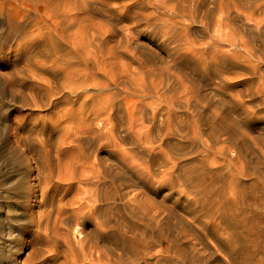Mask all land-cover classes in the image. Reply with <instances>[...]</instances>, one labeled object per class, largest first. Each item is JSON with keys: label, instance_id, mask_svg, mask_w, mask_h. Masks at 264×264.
Masks as SVG:
<instances>
[{"label": "rangeland", "instance_id": "obj_1", "mask_svg": "<svg viewBox=\"0 0 264 264\" xmlns=\"http://www.w3.org/2000/svg\"><path fill=\"white\" fill-rule=\"evenodd\" d=\"M54 1L57 5L54 4L53 9L56 8V10L51 11L52 18L50 25L52 27L49 25L48 28L44 29V27H42L44 25L38 23L44 30L36 23L38 22L37 15L33 12L34 7L32 6L33 4H29L30 2L24 3L20 1L17 2L15 6L14 15L19 25L18 36H11L7 26L6 16L3 20H0V264H27L28 262L31 264L33 261L32 264H37L38 261V264H42L41 258L43 255L41 256L39 254H44L42 250L45 248V242L42 241V237H40L41 232L37 230L35 227L36 223L34 222V220L36 221L37 219V214H34L36 213V204L32 196L37 186L35 182H38V180L35 176L36 170L31 159L33 157L37 158L35 155H38V149L40 150L41 147L42 149L44 146L46 149L48 147L50 151V148H52L51 145L53 148L50 152L56 157L55 147H57L60 142H65V140L67 141V145L64 146L63 144L62 146L65 147V150L68 147L66 151L70 153L67 155L62 147L61 150L66 155L61 151V160H64L66 157L70 159L76 158L74 160H77L82 158L84 153L86 154H84V156L89 154L87 157L90 159V162L87 160L82 165L83 167L78 165L79 163L81 164V161L76 164L78 165V170H76V172L84 171V175L82 172L78 174L82 176L83 179H86V176L88 178L86 179L87 181L84 179L85 182H83L84 185L82 186L81 183L79 185L76 184V181H72L70 183V194L71 192L74 194V191L77 190L76 188L80 186V192L77 190L75 194H77L76 197L80 198L84 195L82 198L84 201L94 198V195L98 191L100 193H108L106 194V197L108 195L107 198L102 193V197L104 196L102 198L103 200L100 199V203L101 201L102 203H98L99 207L97 208L99 210L97 209L96 211H99L98 214L100 216L96 211H93L95 213L92 216L91 214L93 213L90 211L91 214L89 215H91V218L95 217L94 219L92 218L93 220L91 219L92 223L105 215L104 218L107 217L112 220V222L113 220L115 223L123 222L121 226L122 228H126V225L130 223L129 217L127 216L130 210L128 207L130 208L133 205L132 202H128L134 199L135 196H139V200L141 199L140 202H143V204H145L144 206L148 205L144 203L146 200L150 202L149 198L153 203L162 204L164 202V207L173 205L171 200H185L189 193L187 191H182V186L180 185L182 183H180L181 180L179 179L181 177H179L180 175L176 176V174L181 172V170L178 169H188L196 164H201V166L204 165L206 171L208 170L212 176H215H213L214 186H211L212 188L210 187L209 189H214V191H217L216 193L226 188L225 190H227V192H223L229 197L227 193L230 194L231 191L233 192L234 190L232 188H234V192L243 189L247 191L248 194L246 193V195H252L254 197V193H250L252 191L248 189L251 188L252 180L255 179L251 177L252 180H250V177L248 178L247 176H245L247 178L244 176L243 178L241 171H248V168L251 167L254 162L256 163V160L257 162L260 160V168L264 169V74H262L264 70L262 69L264 68V60L259 54L260 50L264 49V44H260L254 41L253 38H250V30H257L258 28L263 30L264 23L250 21L243 11L237 10L231 6L229 10L230 14H228V16L227 14L226 16L223 14L224 23L221 27H218V20L220 15H222L220 0H79V21L73 22L72 19L75 15L73 13L74 10L72 12V0ZM161 1L162 3H168L167 6L169 8H171L169 6L171 3L170 5L175 6L177 9L176 12L179 14V17L177 18L178 25L177 27L175 26L176 30L178 29L176 32H173L170 27L165 25L166 18L172 16L176 12H171L169 9L163 8ZM20 4L22 6L26 5L27 7L25 6L24 8ZM29 6L31 8H29ZM32 7L33 11L31 10ZM58 9L59 14L57 13L56 15L55 11ZM60 11L62 12V16ZM64 11L65 15L63 14ZM54 12L55 14H53ZM31 13L33 14L32 16ZM29 15L31 18H29ZM58 15L60 16L57 17ZM68 15L70 16V21ZM53 16L58 19H54ZM179 18L185 20L182 21ZM255 18L256 21H259L260 16L256 14ZM62 20L63 23H60L59 21ZM53 21L55 23H53ZM186 21H188V23ZM56 22L59 23L57 24ZM75 22L78 24H75ZM230 22H232L233 25ZM3 23L5 24L3 25ZM28 23L30 26H37V28L34 26L30 27ZM60 24L64 27H61ZM73 24L79 27L77 26L75 28ZM53 25L54 27L56 26V28H54ZM58 27L59 29L61 28L62 31L61 29H57ZM51 28L54 29L53 32H55V30L60 31L63 36L68 32L71 35L74 31L76 33L72 34L73 38H77L72 39L67 34V37L69 36L70 39L64 36L63 41V38L59 35V39L56 43L52 38V35L54 37L55 33L49 31L52 30ZM74 28L76 30L80 28L79 33H77ZM65 29H67L68 32L65 31ZM45 32L48 35H46ZM58 37L56 35L54 38ZM239 38L249 41V46L253 51L252 53H247L244 49L241 50L236 47V43L241 41H239ZM68 40L72 42H68ZM189 40H192L195 49L193 53L189 52L183 45L184 42ZM207 41L211 42L212 45L210 43L208 44ZM74 43L78 44L75 51L74 47L76 45ZM57 44L59 45L57 46ZM204 44L205 46H203ZM53 45L55 47H53ZM69 45L70 47H68ZM53 48L56 49L53 51ZM64 50H66V53ZM67 50L69 52H67ZM46 51H48L47 54H45ZM76 51H78V53ZM72 52H74L73 56ZM67 53L68 56L65 58L64 56ZM62 54H64V56ZM59 55H61V57L63 56L62 59L64 58L65 61L64 59H60L61 57H59ZM69 56H72L74 60L72 58L70 59ZM57 57L58 59H56ZM43 58L45 61L48 59V62H46L47 64ZM68 58L69 60H67ZM56 60L58 61L56 62ZM39 61H42L41 68L39 67ZM29 62L31 65H29ZM33 62L37 63H34V65ZM43 62L46 65L45 70H40L44 69ZM58 62L61 63L59 66L57 65ZM48 65L51 66V69L56 68L54 69L55 71L51 70ZM52 65L56 66L52 67ZM68 65L72 66L67 67ZM36 66L38 67L36 68ZM28 67H31V69L35 67L38 69V72L42 71L38 73L41 75V79L44 80V75H47L45 76L47 77L46 80L49 78L52 83H50V85L53 87L51 88L48 82V84H46L45 80L41 82L38 81L40 79L36 80L35 78H37L38 74L30 80L29 77H31V74L28 76L30 73ZM74 67L75 70L73 72L71 69ZM78 67L80 69H78ZM46 69H48V71ZM255 70L256 74H254ZM73 77L75 80H70ZM68 81H72L70 83H75L79 87L70 84ZM33 82L38 85H34L37 88H39V84L40 87L45 86V88L49 85L46 91L52 95L49 94L48 97V93H44L45 88L41 87L44 89L42 93L40 92L42 89L39 88L36 94L41 96L43 100L36 97L37 95L35 94V98L37 99L34 98V100L31 101L32 98H30L28 87L31 85L33 86ZM66 82L67 85H69L68 87ZM41 83L44 85H41ZM76 87L77 89H74ZM39 92L42 95H40ZM161 95L163 98H161ZM50 96L52 97L50 98ZM186 96L191 99L185 98ZM47 98L48 100H46ZM166 100L173 105H170V107ZM43 101L45 103H42ZM195 111H199L203 114L204 121H208V131L206 129V131H202L203 134L199 135L203 136V143H197L196 140H194L192 145L187 143L185 145L178 135L179 139L168 129V125L177 124L179 122L185 124L191 121V117H193L191 113ZM40 137H43V139ZM70 139H72L71 144ZM73 140L75 145L72 144ZM77 141L81 144H86H83V146L85 145L84 147L81 145L80 149L82 150L79 149L80 151L76 148L77 143L75 142ZM43 142L45 145L41 144ZM134 142H136L137 145L133 144ZM179 144L182 146L184 144L186 150H183L184 147H182V149L179 148ZM207 144L208 146L211 145L208 147V150ZM241 145L247 146L248 149L250 148L249 151L247 150L249 156L244 157V155H240L237 147H241ZM177 147L178 151L176 149ZM190 149L194 153L189 154L188 152L191 151ZM30 150L33 154L30 153ZM179 150H181V152ZM182 150L184 152L187 151L185 153L188 155L186 157L184 156L186 154H179V156L184 157L186 161L184 158H181V160L179 159L177 161V164H185V167L183 165H178L180 168L176 167L178 169L175 168L169 171L168 168L170 165L166 163L168 161V156L172 155L173 151L182 153ZM146 151L148 152L147 154ZM78 152L82 155L80 156ZM150 154L151 156L149 157ZM93 156H95V158H91ZM243 157L247 160L250 159V164L246 163ZM257 157L259 158L257 159ZM182 159L184 161H182ZM201 160L203 161L201 162ZM91 163H95V166ZM243 165H245V167L247 166V168L240 171V169L244 167ZM237 168L240 169L237 170ZM228 170H230V172ZM234 170L239 173H236ZM210 173L208 175L209 177H211ZM227 173L234 175V178ZM33 174L35 175L33 176ZM64 175L61 176V178L63 180H68ZM238 175L239 179L236 178ZM150 176L154 180L151 179ZM208 176L206 177L208 180L205 179L207 184L210 182ZM229 176L232 177L231 180L228 179ZM256 178L257 181H263L259 174ZM89 179L92 180L88 181ZM138 180H140V182H138ZM161 180L163 183L160 182ZM235 180L237 182L240 180V183L236 182L235 185H232ZM141 181L147 183H142ZM149 181L153 184L151 182L148 183ZM218 181L219 183L216 186ZM231 181L233 183H231ZM72 183L75 184L74 189ZM94 183L95 185L97 184V187L98 184H102V187L99 185L98 190ZM140 183L142 184L140 185ZM241 183L245 185L249 183L247 185L248 188L247 186L243 188L245 185ZM33 184L35 187H32L34 186ZM66 184L65 181L64 183H60L61 195L67 193ZM240 184L242 188H240ZM63 185L64 187L66 186V188H64ZM255 186L256 189L254 187L253 192L256 190L257 196H260L257 200V202L260 203L264 199V187L262 188L264 185L259 182L258 185ZM84 187L91 190L85 189ZM169 187H171V190ZM230 187L231 189H228ZM145 188H147L148 191L145 190ZM82 189L83 191H81ZM94 189L98 191L94 193V191H92ZM183 190L185 189L183 188ZM257 190H260L259 195ZM89 191H92V193ZM120 191H125L128 195L126 196L125 192L121 193ZM113 192H115L118 197ZM22 193L25 194L22 196ZM89 193L90 195L88 196ZM109 193H112L111 198L116 196V199L114 198L116 202L113 201V198H110ZM165 193L172 195V199H170L171 196L165 198ZM260 193H263V195L261 196ZM75 194L71 196L75 197ZM120 194L123 196V200L121 196H119ZM145 194L147 195L145 196L147 199L143 196ZM149 194H151L152 197ZM28 198L30 200L26 201ZM164 198L165 200H163ZM105 200L109 201L107 202ZM263 202L264 200L261 204H264ZM107 206L111 207V209L109 207V211ZM102 207L107 209L104 210ZM102 209L104 211H101ZM100 211L102 212V216ZM107 212L110 214H107ZM177 214L178 213H176V215ZM109 215L112 216V218L108 217ZM33 216L36 217L33 218ZM176 217L179 218L178 216ZM29 219L33 220L30 222ZM96 221H101V219ZM89 228H91V226H89ZM262 228L263 227H261V229ZM263 229L262 231H264ZM38 237H40V239ZM61 245L63 246L64 244L62 243L59 245V248H61V250L59 249L60 251L64 248V246L62 247ZM166 248L167 243L162 241L161 249L165 250ZM33 249L34 251L36 249L35 253L37 255L35 256L32 255V252L35 254L34 251H32ZM37 252L40 253L38 254ZM23 255L28 256V259L32 257L30 260L33 259V261H22L25 260V258L27 260V257ZM59 256L60 257L54 259V262L50 261L48 264L52 262V264H61L63 258H61V255Z\"/></svg>", "mask_w": 264, "mask_h": 264}, {"label": "bare ground", "instance_id": "obj_2", "mask_svg": "<svg viewBox=\"0 0 264 264\" xmlns=\"http://www.w3.org/2000/svg\"><path fill=\"white\" fill-rule=\"evenodd\" d=\"M30 2L29 4H33L32 6L34 7V11H33V7H32V11L34 13H36V17H37V21L36 22L37 24L38 23H42V27L45 28H48L49 25L51 24V11L53 10H56V8L53 9L54 7V3L55 1L54 0H0V20H3L4 17L6 16L7 18V23H8V29L10 30V33H11V36L13 37H16L18 36V33H19V25H18V22H17V18L16 16L14 15V10H15V6L17 4V2ZM166 1V0H165ZM59 2V1H58ZM70 2V1H69ZM220 10H221V14L220 15V18L218 20V24L217 26L218 27H221V25L224 23V18H223V14L226 16H228V14H230L229 10H230V7L233 6L235 9L237 10H240V11H243V13H245L246 17L250 20V21H254L255 23H264V0H220ZM60 3V2H59ZM72 3H73V9H72V12L74 10V15L73 16V22L74 21H79V9H80V5H79V0H72ZM157 3V2H156ZM162 3V1H161ZM68 4V3H67ZM158 4V3H157ZM168 4V3H167ZM166 3H162V7L163 8H166V9H169L171 12H176L177 9L175 6L173 5H170L169 6L171 8H169L167 6ZM21 5V4H20ZM57 5V4H56ZM185 5V4H184ZM22 6V5H21ZM26 6V5H25ZM25 6H22L25 8ZM210 6V5H209ZM208 6V7H209ZM27 7V6H26ZM58 7V6H57ZM195 7V6H194ZM29 8H31L29 6ZM28 8V9H29ZM192 8V7H191ZM219 8V7H218ZM27 9V8H26ZM27 9V10H28ZM60 9V8H59ZM59 9L56 12V15L57 13L59 14ZM165 9V10H166ZM30 10V9H29ZM190 10V9H189ZM63 11V10H62ZM66 11V10H65ZM65 11H64V15H65ZM226 11V12H225ZM29 12V11H28ZM55 12L53 14H55ZM61 12V11H60ZM192 12V10H191ZM237 13V12H236ZM26 14V13H25ZM29 14V13H28ZM27 14V15H28ZM61 16H62V12L60 13ZM170 14V13H169ZM259 15L260 18H259V21H256V18H255V15ZM33 14L31 13V16ZM55 15V16H56ZM200 15V14H199ZM198 15V17H199ZM233 15V14H232ZM26 16V15H25ZM24 16V17H25ZM30 16V15H29ZM31 16L29 18H31ZM60 15H58L57 17H59ZM34 17V16H33ZM54 17V16H53ZM56 17V18H57ZM69 17V21H70V16L68 15ZM179 17V14L176 12L174 13L172 16H169L168 18H166V26L170 27L173 32L177 31L176 30V27L178 25V20L177 18ZM54 17V19H56ZM67 18V17H66ZM65 18V19H66ZM222 18V19H221ZM229 18V17H228ZM26 19V18H25ZM58 19V18H57ZM60 19V18H59ZM64 19V18H63ZM181 19V18H179ZM218 19V17H217ZM245 19V18H244ZM31 20V19H29ZM33 20V18H32ZM31 20V21H32ZM68 20V19H66ZM182 20V19H181ZM185 20V19H183ZM182 20V21H183ZM188 20V19H187ZM191 20V19H190ZM231 20V19H230ZM5 21V20H4ZM28 21V20H27ZM67 21V22H69ZM189 21V20H188ZM188 21H186L188 23ZM194 21V20H193ZM3 22V21H2ZM35 22V21H34ZM33 22V23H34ZM60 23L62 22L63 23V20L62 21H59ZM59 22H56L57 24ZM65 22V21H64ZM75 24H78L76 23ZM233 22V20H232ZM232 22H230L232 24ZM53 23H55L53 21ZM80 23V22H79ZM5 23H3L4 25ZM29 24V23H28ZM35 24V25H37ZM56 24V25H57ZM168 24V25H167ZM184 24V23H183ZM41 25V24H40ZM74 25V24H73ZM215 25V24H214ZM233 25V24H232ZM263 25V24H261ZM30 26V24H29ZM34 26V25H33ZM33 26H30V27H33ZM39 26V24H38ZM51 26V25H50ZM61 26V24H60ZM59 26V27H60ZM78 26V25H77ZM77 26L74 25V27L76 28ZM176 26V27H175ZM35 27V26H34ZM40 27V26H39ZM42 27H40L42 30H44ZM52 27V26H51ZM54 27V25H53ZM59 27L57 29H59ZM61 27H64V26H61ZM79 27V26H78ZM182 27V26H181ZM229 27V26H227ZM251 27V26H250ZM37 28V26L35 27ZM56 28V26L54 27ZM74 28V29H75ZM50 29V28H49ZM52 29V28H51ZM61 29V28H60ZM59 29V30H60ZM64 29V28H63ZM48 30V29H46ZM49 31H54V29L52 30H49ZM62 31V29H61ZM65 31H67V29H65ZM75 31H77V33H79L80 31V28L78 30L75 29ZM251 31V37L250 38H253L254 41H257L258 43H263L264 44V29L261 30V29H257V30H250ZM249 31V32H250ZM68 32V31H67ZM167 32V31H166ZM180 32V31H179ZM185 32V31H184ZM46 33V32H45ZM50 33V32H49ZM57 35V37L60 35L61 38H63L64 36L67 37V34L72 38V39H76V38H73V33H76L73 31V33L70 35L69 32L66 33V35H62V33L60 31H56L53 32ZM65 33V32H63ZM216 33V31H215ZM220 33V32H219ZM54 34V37L56 36ZM168 34V33H167ZM171 34V33H170ZM181 34V33H180ZM46 35H48L46 33ZM75 35V34H74ZM79 35V34H78ZM183 35V34H182ZM220 35V34H219ZM68 36V37H69ZM76 36V35H75ZM187 36V35H186ZM53 35H52V38H53V41H58L59 37L58 38H54ZM67 37V38H68ZM70 37L68 39H70ZM79 37V36H78ZM163 37V36H162ZM169 37V35H168ZM174 37V36H173ZM216 37V36H215ZM220 37V36H219ZM60 38V39H61ZM167 38V37H166ZM186 38V37H185ZM225 38V37H224ZM236 38V37H234ZM54 39H57V40H54ZM71 39V40H72ZM172 40V39H171ZM219 40V39H218ZM241 40V41H240ZM60 41V40H59ZM63 41H64V38H63ZM76 41V40H75ZM182 41V40H181ZM196 41V40H195ZM215 41V40H214ZM239 41L238 43H236V47L240 48L241 50L244 49L247 53H252V48L249 46V41L247 39H240L239 38ZM68 42H72V41H69ZM74 42V40H73ZM67 43V42H66ZM77 43V42H76ZM180 43V41H179ZM207 43L211 44V42H208ZM231 43V42H230ZM54 44V42H53ZM75 44V43H74ZM214 44V43H213ZM55 45V44H54ZM53 45V47H55ZM59 44H57L58 46ZM65 45V44H64ZM76 46L74 47V51H75V48L77 47L78 44H75ZM183 45L186 47V49L189 51V52H195V49H194V46H193V43H192V40H189L187 42H184ZM232 45V44H231ZM252 45V44H251ZM205 46V44L203 45ZM207 46V44H206ZM263 46V45H262ZM70 47V45L68 46ZM180 47V46H179ZM214 47V46H213ZM206 48V47H205ZM212 48V47H211ZM215 48V47H214ZM264 48V47H263ZM54 49L56 48H53V51ZM198 49V48H197ZM51 50V49H50ZM68 50H71V49H68ZM67 50V52H69ZM78 50V49H77ZM184 50V49H183ZM186 50V51H187ZM57 51V50H56ZM65 53H66V50H64ZM79 51V50H78ZM78 51H76L78 53ZM207 51V50H206ZM45 52V51H44ZM48 51H46L45 54H47ZM71 52V51H70ZM80 52V51H79ZM197 52V51H196ZM256 52V50H255ZM60 53V52H59ZM73 53L72 52V56H73ZM200 53V52H198ZM201 53H204V52H201ZM44 54V56H45ZM261 56H262V59L264 60V49L263 50H260V53H259ZM64 56V54H62ZM70 55V54H69ZM47 56V55H46ZM55 56V55H54ZM62 56V57H63ZM66 56H68V53L64 56L66 58ZM72 56L70 57V59L72 58ZM53 57V56H52ZM59 57H61V55H59ZM62 57L60 59H62ZM75 57V55H74ZM55 58V57H54ZM246 58V57H245ZM44 59V58H43ZM47 59V58H46ZM50 59V58H49ZM58 59V57L56 58ZM59 59V61H60ZM64 59V58H63ZM62 59V60H63ZM74 60V58H72ZM53 60V59H52ZM69 60V58L67 59ZM262 60V61H263ZM45 61V59H44ZM58 60H56L57 62ZM65 61V59H64ZM63 61V62H64ZM31 62V61H30ZM29 62V65H31V63ZM40 62V61H39ZM48 62V59L47 61H45V63ZM54 62V61H53ZM55 62V63H56ZM77 62V61H76ZM34 63H37V62H33ZM41 63L42 61L40 62L39 64V67L41 68ZM66 63V62H64ZM70 63V62H69ZM72 63V62H71ZM32 64V65H33ZM44 64V62H43ZM42 64V65H43ZM47 64V63H46ZM51 64V63H49ZM59 63L58 62V66H59ZM67 64H68V61H67ZM35 65V64H34ZM37 65V64H36ZM75 65V64H74ZM77 65V64H76ZM51 69V66L48 65ZM56 66V65H55ZM52 65V67H55ZM72 66V65H71ZM71 66H67V67H71ZM38 66H36L37 68ZM43 67V66H42ZM45 67L46 65L44 64V69H40V70H45ZM48 67V68H49ZM76 67V66H75ZM75 67L71 70H75ZM29 68V67H28ZM35 68V67H34ZM31 69V67L29 68V74L28 76L30 75L31 77L30 80L32 79V77H35V75L37 76V74L39 72H42V71H37L38 69L35 68V70ZM56 68H53L51 70H54ZM69 69V68H68ZM78 69H80L78 67ZM264 69V68H262ZM28 70V69H27ZM48 71V69H46ZM50 70V71H51ZM55 71V70H54ZM68 71V70H67ZM70 71V70H69ZM254 71V70H253ZM53 72V71H52ZM72 72V73H73ZM49 73V72H48ZM79 73V72H78ZM254 73V72H253ZM258 73V72H257ZM42 74V73H41ZM44 74V73H43ZM46 74V73H45ZM51 74V73H50ZM50 74H49V77H50ZM54 74V73H53ZM52 74V75H53ZM70 74V72H69ZM256 74V70H255V73ZM261 74V73H260ZM264 74V70H263V73ZM39 76V77H38ZM37 78H35L36 80L37 79H40L38 80L39 82H41L43 79H41V75L38 74ZM47 75H44V80L46 81V84L49 83L50 85V80L49 78L46 80L47 77H45ZM65 76V75H64ZM63 76V77H64ZM73 76V75H72ZM66 77V76H65ZM70 77V76H69ZM68 77V79H69ZM178 77V76H177ZM67 78V77H66ZM76 78V77H75ZM264 78V77H263ZM34 79V78H33ZM53 79V78H52ZM51 79V80H52ZM63 79V78H62ZM74 77L70 80H73ZM169 79V78H168ZM172 79V78H171ZM35 80V82H36ZM43 80V81H44ZM75 80V79H74ZM58 81V80H57ZM63 81V80H62ZM161 81V80H160ZM261 81V80H260ZM32 82V81H31ZM48 82V83H47ZM53 82V80H52ZM69 82V81H68ZM72 82V81H70ZM69 82V83H70ZM74 82V81H73ZM171 82V81H170ZM169 82V83H170ZM252 82V81H251ZM44 83V82H43ZM43 83H41V85H44ZM33 86L29 85L30 87H28V92L30 93V98L31 101L34 100L35 96L36 97H39L41 98V96H38V89H42L40 92L42 93V91L44 90L43 88L41 87H44L45 86H41L40 87V84H39V88L35 87L34 85L38 86L37 84H34V82L32 83ZM52 84V83H51ZM70 84H73V83H70ZM163 84V83H162ZM161 84V85H162ZM263 84V83H262ZM46 86L45 88V92L44 93H48L46 91V89L48 90V86ZM66 85H67V82H66ZM74 86H77L75 83L73 84ZM159 85V84H158ZM157 85V86H158ZM160 85V87H161ZM51 86V85H50ZM69 85H67L68 87ZM260 86V85H259ZM48 87V88H47ZM53 86H51L52 88ZM79 87V86H77ZM74 88V89H77ZM95 87V86H94ZM155 87V86H154ZM164 87V86H163ZM254 87V86H253ZM252 87V88H253ZM257 87H258V84H257ZM263 87V86H262ZM37 88V89H36ZM73 88V87H71ZM188 88V87H187ZM199 88V87H198ZM79 89V88H78ZM165 89V88H164ZM249 89V88H248ZM258 89V88H256ZM52 90V89H51ZM65 90V89H64ZM73 90V89H71ZM158 90V88H157ZM166 90V89H165ZM252 90V89H251ZM261 90V89H260ZM58 91V90H57ZM63 91V90H62ZM186 91V90H185ZM184 91V92H185ZM258 91V90H256ZM39 92V93H40ZM50 92V91H49ZM56 92V91H54ZM165 92V91H164ZM190 92V91H189ZM40 93V95H42ZM52 93V91H51ZM61 93V92H60ZM67 93V92H66ZM70 93V91H69ZM162 93V92H161ZM247 93V92H246ZM257 93V92H255ZM36 94V95H35ZM50 93L47 94V96L49 95ZM62 94V93H61ZM65 94V93H64ZM152 94V93H151ZM155 94V93H154ZM160 94V93H159ZM166 94V93H165ZM186 94V93H185ZM184 94V95H185ZM258 94V93H257ZM261 94V92H260ZM52 95V94H50ZM164 95V94H163ZM192 95V94H191ZM29 96V95H28ZM44 96V95H43ZM42 96V97H43ZM45 96V97H47ZM44 97V99H45ZM49 97V96H48ZM52 96H50L51 98ZM158 97V96H157ZM195 97V96H194ZM161 98L162 95H161ZM165 98V97H164ZM187 98V96L185 97ZM190 97H188L187 99H189ZM37 99V98H35ZM42 99V98H41ZM168 99V98H167ZM173 99V98H172ZM191 99V98H190ZM248 99V98H247ZM43 100V99H42ZM48 100V98L46 99ZM51 100V99H50ZM161 100V99H160ZM169 100V99H168ZM186 100V99H185ZM234 100V99H233ZM264 100V99H263ZM167 101V100H166ZM171 101V100H169ZM188 101V100H187ZM236 101V100H235ZM238 101V100H237ZM36 102V100H35ZM168 102V101H167ZM185 102V101H184ZM261 102V101H260ZM42 103H45L44 101ZM169 103V102H168ZM172 103V102H171ZM187 103V102H186ZM177 104V103H176ZM193 104V103H192ZM171 104L169 103V106ZM173 105V104H172ZM171 105V106H172ZM181 105V104H180ZM242 105V104H241ZM167 106V107H169ZM170 106V107H171ZM187 106V104H186ZM191 107V106H190ZM246 107V105H245ZM256 107V106H255ZM192 108V107H191ZM190 108V109H191ZM169 109H172V108H169ZM183 111V110H181ZM187 111V110H186ZM191 111V110H190ZM253 111V110H252ZM189 112V111H188ZM193 117H191V121L189 122H186L185 124L182 123V122H179L177 124H173V125H168V129L170 131H172V133H174V136H179L180 137V140L187 144H193L194 143V140H196L197 143H203V136H199L200 134H203L202 131H208V121H204V118H203V114H201L199 111H195L194 113H191ZM246 114V113H245ZM248 115V114H247ZM211 116V115H210ZM180 117V116H179ZM165 120V119H164ZM209 120V119H208ZM211 120V119H210ZM214 121V120H213ZM173 122V121H172ZM168 123V122H167ZM172 124V123H171ZM234 124V123H233ZM224 126V125H223ZM222 126V127H223ZM237 126V125H236ZM244 126V125H243ZM193 128V129H192ZM213 128V127H212ZM211 128V129H212ZM228 128V127H227ZM234 128V127H233ZM236 128V127H235ZM166 131V130H165ZM216 131V130H215ZM168 132V131H167ZM167 132H164V133H167ZM213 132V131H212ZM157 133V132H156ZM226 133V132H225ZM176 134V135H175ZM221 134V133H220ZM223 134V133H222ZM165 135V134H164ZM173 135V134H171ZM177 136V138L179 139V137ZM173 137V136H172ZM218 137V136H217ZM43 139V137H40ZM77 138V137H76ZM211 138V137H210ZM216 138V137H215ZM41 139V140H42ZM78 139H81V138H78ZM77 139V140H78ZM154 139V138H152ZM177 139V140H178ZM235 139V138H234ZM72 139H70V144H71V141ZM132 140V139H131ZM237 140V138H236ZM58 141V140H57ZM64 141V140H62ZM79 141V140H78ZM75 142L77 143L76 144V148L77 150H79L81 148V145L82 147L83 144L79 143V142ZM153 141V140H152ZM246 141V140H245ZM37 142V141H35ZM39 142V141H38ZM48 142V141H47ZM67 141L65 140V142H60V144H56L58 145L57 147H55V153H56V157L53 156L51 154V150L53 148V146L51 145L52 148H50L51 150L49 151L48 150V147L47 149L45 148V146L41 147V149L39 150L38 148V155H35L37 156V158L33 157L31 160L34 164V168L36 170V175L33 174V176L35 175L38 182H35L37 183V186L35 188V191L33 193V198H34V203L36 204V213L34 214H37V219L36 221L34 220V222L36 223V228L38 231L41 232V236L42 237V241H44V247L42 252H44V254H40L39 255H43V257L41 258L42 260V264H48V262L50 261H53L54 262V259H56V257H60L59 255H61L63 258V261L61 262V264H264V231H262V229L264 228V204H261V202L264 200H262L261 198V202L259 200L260 203L257 202V200L259 199V197L257 196V193H256V190L253 192V188L255 187L256 189V186L255 185H258L259 182H261L263 185H264V169L260 168V160H258L259 162H257L256 160V163L252 162L253 165H251V167L248 168V171H241L242 169L244 168H247V166L245 167V165H243L242 167L243 168H239L240 171H241V175L242 177L244 176H247L248 178L250 177V180L251 177H253L255 180H252V183H251V188H249L248 190L252 191L250 193H254V197L252 195H246L247 191H243L240 189L242 188L241 187V184H240V190H236L234 188H232L234 191L227 193L228 196L225 195V191L227 192V190H220L216 187L219 183L220 179L217 184H216V188L217 190L219 191L218 193H216L217 191H214L209 189L211 186L213 187L214 186V178L213 176L211 175V173L206 169L204 168V165L201 166V164L199 165H194L192 167H189L187 168L188 169H178L176 167H179L180 165H183V164H177L178 160L181 158H184V157H181L179 156V154H186L184 156L187 157V151H183V150H186L185 149V146L183 144L180 145L179 148L182 149V147H184V149L182 150V153H176L178 151V147L176 148L177 151H173L172 155H169L168 156V161L166 163H169V168L168 170L171 171L173 169H178V170H181V172H178V174H176V176L180 175L179 178L181 181L180 184L182 187V191H187L189 193V195L187 196V198L183 201H181V199H174V200H171L172 201V204L173 205H170L168 207H164V202L162 204H157V203H153L151 202L152 200H150L149 198V201L151 202H148V200H146V206H144L145 204H143V202H140L141 199L139 200V196H135L134 199H131L128 203H131L132 202V207H128L129 210V215L127 214V216L129 217V224L126 225V228H122V223H118V222H112V220H110L109 218H104V216H102V212L101 211H104L106 209H103L100 211L101 213V216L102 218L101 221H96V220H100V219H96L93 223L91 222V215L93 216L95 212L93 211H96L99 207L98 203H100V199L103 200L102 198V193H100L98 190V187L100 184H98V187H97V184L94 185L97 187L96 189L92 190L94 191H98L95 195H94V198L92 199H88L87 201H84L82 198L80 197H76L77 194H75V192L78 190L81 189V186L84 185L83 182L84 179L82 176H80L79 174L82 172H76V170H78V165H80L81 167H83L82 165L87 161L89 160L90 162V159H88L87 156H89V154H87V156H84L83 154V157L82 158H79L77 160H74V159H70L69 157H66L64 160H61V149L63 147V150H65L64 146L67 145L66 143ZM149 142V141H148ZM155 142V141H154ZM243 142V141H242ZM30 143V142H29ZM66 143V144H65ZM153 143V142H152ZM214 143V142H213ZM258 143V142H257ZM28 144V143H27ZM35 144V143H33ZM42 145H45L44 142L41 143ZM64 144V146H62ZM73 145L74 144V140H73ZM133 144H136V142H134ZM182 144V143H181ZM261 144V143H260ZM36 145V144H35ZM69 145V144H68ZM176 145V144H175ZM240 145V144H238ZM27 146V145H26ZM29 146V144H28ZM40 146V145H38ZM188 146V145H187ZM211 146V145H209ZM208 144H207V150H208ZM37 147V146H36ZM75 147V146H73ZM72 147V148H73ZM174 147V146H172ZM189 147V146H188ZM213 147V146H212ZM261 147V146H260ZM27 148V147H26ZM68 148V147H67ZM66 148V150H68ZM144 148V147H143ZM187 148V147H186ZM191 148V147H190ZM238 148V151L240 153V155H244V157H247L249 156L248 155V147L246 146H242L241 147H237ZM28 149V148H27ZM36 149V148H34ZM70 149V147H69ZM84 149V148H83ZM189 149V148H188ZM187 149V150H188ZM29 150V149H28ZM64 151L66 152V154L68 155V152L67 151ZM71 150V149H70ZM74 150V148H73ZM82 150V149H80ZM79 150V151H80ZM86 150V148H85ZM191 150V149H190ZM194 150V148H193ZM248 150V151H247ZM31 151V150H30ZM181 152V150H179ZM204 151V150H203ZM206 151V150H205ZM256 151V150H255ZM35 152V151H34ZM63 152V151H62ZM63 152V153H64ZM26 153V152H25ZM32 153V151L30 152ZM79 153V152H78ZM83 153V152H82ZM96 153V152H95ZM145 153V152H144ZM148 152L146 151V154ZM189 154L191 153H194L191 151L188 152ZM251 153H254V152H251ZM263 153V152H262ZM33 154V153H32ZM54 154V153H53ZM65 154V153H64ZM65 154V155H66ZM113 154V153H112ZM171 154V153H169ZM28 155V154H27ZM31 155V154H30ZM33 155V156H34ZM53 158H52V156ZM71 155V154H70ZM73 155V154H72ZM78 155V154H77ZM76 155V156H77ZM79 155L81 156L82 154L79 153ZM86 155V154H85ZM252 155H255V154H252ZM92 156V155H91ZM151 156V154L149 155V157ZM208 156V155H207ZM251 156V155H250ZM79 157V156H78ZM243 157V159H244ZM253 157V156H252ZM264 157V156H263ZM29 158V157H28ZM31 158V157H30ZM73 158V157H71ZM90 158V157H89ZM91 158H95V156L91 157ZM165 158V157H163ZM242 158V157H241ZM259 157H257L258 159ZM27 159V158H26ZM188 159V158H187ZM203 159V158H202ZM249 159V158H248ZM256 159V158H254ZM28 160V159H27ZM185 160V158H184ZM182 159V161H184ZM200 160V158H199ZM246 163H249L250 164V159L247 160V159H244ZM81 161V164L79 163L78 165H76L78 162ZM180 161V162H182ZM186 161V160H185ZM203 160H201L202 162ZM263 161V160H262ZM28 162V161H27ZM160 162V161H159ZM200 162V163H201ZM205 162V161H204ZM184 163V162H183ZM199 163V161H198ZM233 163V162H232ZM29 164V163H28ZM31 164V163H30ZM92 164V163H91ZM163 164V163H162ZM189 164V163H188ZM203 164V163H202ZM208 164V163H207ZM206 164V165H207ZM235 164V163H234ZM242 164H243V161H242ZM248 164V166H249ZM261 164V163H260ZM93 166H95V163L92 164ZM98 165V164H97ZM179 165V166H178ZM185 165V164H184ZM183 165V166H184ZM187 165V164H186ZM233 165V164H232ZM238 165V164H237ZM264 165V164H263ZM29 166V165H28ZM228 166V165H227ZM236 166V165H235ZM33 167V165H32ZM80 167V169H81ZM161 167V166H160ZM166 167V166H165ZM185 167V166H184ZM180 168V167H179ZM183 168V167H182ZM234 168V167H233ZM232 168V170H233ZM236 168V167H235ZM32 169V168H31ZM92 169V168H91ZM209 169V167H208ZM218 169V168H217ZM216 169V170H217ZM237 168V170H239ZM262 169V170H261ZM34 170V169H33ZM34 170V171H35ZM83 170V169H82ZM142 170V169H141ZM164 170V169H163ZM90 171V170H89ZM143 171V170H142ZM168 171V172H169ZM230 172V170H228ZM236 172V170H234ZM84 172V171H83ZM82 172V174H83ZM96 172V171H95ZM94 172V174H95ZM100 172V171H99ZM140 172V171H139ZM148 172V171H147ZM160 172V171H159ZM211 175V177H209V173ZM216 172V171H215ZM219 172V171H218ZM217 172V173H218ZM221 172V171H220ZM77 173V174H76ZM79 173V174H78ZM91 173V172H90ZM173 173V171H172ZM172 173H169V174H172ZM174 173H175V170H174ZM181 173V174H180ZM236 173H239V172H236ZM235 173V174H236ZM65 174V175H64ZM89 174V173H88ZM102 174V173H100ZM137 174V173H136ZM148 174V173H147ZM168 174V173H167ZM222 174V172H221ZM229 174V173H227ZM258 174L262 177V180L263 181H260L258 180L257 181V178L256 176H258ZM66 176L68 178V180H63L61 178V176ZM79 175V176H78ZM84 175V174H83ZM139 175V174H138ZM137 175V176H138ZM151 175V173H150ZM166 175V174H165ZM175 175V174H174ZM231 175V174H229ZM240 175V176H241ZM96 176V174H95ZM168 176V175H166ZM172 176V175H171ZM170 176V177H171ZM209 177L210 179V182L207 184L206 183V180H208L206 177ZM221 176V175H220ZM233 176L234 178V175H231ZM229 176L228 179H232V177ZM149 177V176H148ZM215 177V176H214ZM231 177V178H230ZM243 177V178H244ZM245 177V178H247ZM88 177L86 176V179ZM97 178V177H96ZM151 178V176H150ZM217 178V177H216ZM222 178V177H221ZM224 178V177H223ZM239 179V175L236 177ZM34 179V177H33ZM85 179V180H86ZM99 179V178H98ZM97 179V180H98ZM136 179H139V178H136ZM153 179V178H151ZM206 179V180H205ZM242 179V178H241ZM259 179V178H258ZM261 179V178H260ZM35 180V179H34ZM92 179H89L88 181H90ZM96 180V179H95ZM154 180V179H153ZM151 180V181H153ZM218 180V179H217ZM216 180V181H217ZM234 180V179H233ZM243 180V179H242ZM64 181L68 184H66L67 186V193H63L61 195L60 193V183H64ZM74 182L76 181V184H79L81 183V186H77L79 188H76L77 190H72L74 191V194H75V197L71 196V195H74L72 194L73 192H71L70 194V190H71V185L70 183L71 182ZM87 181V180H86ZM134 181V180H133ZM151 181H149L148 183H150ZM165 181V180H164ZM168 181V179H167ZM173 181V180H171ZM240 180H238L239 182ZM245 181V180H244ZM254 181V182H253ZM257 181V182H255ZM78 182V183H77ZM137 182V181H135ZM134 182V183H135ZM138 182H140V180H138ZM142 183H144L143 181H141ZM154 182V181H153ZM158 182V181H157ZM161 183L162 180L160 181ZM158 182V183H160ZM170 182V181H169ZM222 182V181H221ZM230 182V181H229ZM237 181L235 180L234 183L231 181V183H233L232 185H235ZM237 182V183H238ZM34 183V184H35ZM83 183V184H82ZM87 183V182H86ZM90 183V182H89ZM97 183V182H96ZM100 183V182H99ZM140 183V185L142 184ZM147 183V182H145ZM152 183V182H151ZM156 183V182H154ZM168 183V182H167ZM240 183V182H239ZM248 183V184H249ZM257 183V184H256ZM33 184V185H34ZM73 184V183H72ZM88 184V183H87ZM116 184V183H115ZM137 184V183H136ZM139 184V183H138ZM153 184V183H152ZM157 184V183H156ZM230 184V183H229ZM228 184V185H229ZM244 184V183H243ZM242 184V185H243ZM247 184V185H248ZM75 184H73V189H74V186ZM102 185V184H101ZM100 185V186H101ZM145 185V184H144ZM158 185V184H157ZM161 185V184H160ZM245 185V184H244ZM247 185H245L243 188H245ZM31 186V185H30ZM29 186V187H30ZM66 186L63 187L66 188ZM87 186V185H85ZM89 186V185H88ZM92 186H93V182H92ZM104 186V184H103ZM133 186V185H132ZM137 186V185H136ZM139 186V185H138ZM152 186V185H151ZM155 186V185H154ZM168 186V185H167ZM237 186V185H236ZM239 186V185H238ZM32 187H35L32 186ZM62 187V185H61ZM102 187V186H101ZM148 187V186H147ZM153 187V186H152ZM173 187V186H172ZM211 187V188H212ZM223 187V186H222ZM229 187V186H228ZM235 187V186H234ZM264 186H262L263 188ZM85 188V187H84ZM92 188V187H91ZM95 188V187H94ZM107 188V187H105ZM162 188V187H161ZM170 190H171V187H169ZM183 188L185 190H183ZM221 188V187H220ZM236 188V187H235ZM248 188V186H247ZM258 189H261L259 187H257ZM85 189H88V190H91L89 188H85ZM93 189V188H92ZM116 189V188H115ZM165 189V188H164ZM222 189V188H221ZM228 189H231L228 188ZM237 189V188H236ZM28 190V189H27ZM64 190V189H63ZM86 190V191H88ZM142 190V189H141ZM145 190H147V188H145ZM156 190V189H155ZM158 190V189H157ZM216 190V189H215ZM262 190V189H261ZM29 191V190H28ZM32 191V192H33ZM65 191V192H66ZM83 191V189L81 190ZM92 191H89L92 193ZM148 191V190H147ZM166 191V190H165ZM215 193H214V192ZM259 191L260 190H257L258 192V195H259ZM27 192V191H26ZM25 192V193H26ZM80 192V191H79ZM118 192V191H117ZM121 193L122 192H125V191H120ZM146 192V191H145ZM154 192V190H153ZM169 192V191H168ZM243 192V193H242ZM263 192V191H261ZM25 193H22V196L23 194ZM60 193V195H59ZM78 193V192H77ZM83 193V192H81ZM88 193V192H87ZM115 193V192H113ZM126 193V196L128 195L127 192ZM159 193V192H158ZM162 193V192H161ZM164 193V192H163ZM185 193V192H184ZM28 194V192H27ZM32 194V193H31ZM86 194V193H85ZM106 194H108L106 192ZM106 194L103 193V195H105L106 197ZM110 194V193H109ZM116 194V193H115ZM119 194V193H118ZM130 194V193H129ZM144 194V193H143ZM154 194V193H153ZM166 194V193H165ZM248 194V193H247ZM261 194V193H260ZM90 195V193L88 194V196ZM111 195L112 193L110 194V198H111ZM114 195V194H113ZM138 195V194H137ZM140 195V193H139ZM142 195V194H141ZM151 196V194H149ZM158 195V194H157ZM263 195V193L261 194V196ZM21 196V197H22ZM27 196V195H26ZM117 196V194H116ZM115 196V197H116ZM121 196V194L119 195ZM125 196V197H126ZM144 197L147 196L146 194L143 195ZM148 196V197H150ZM156 196V195H155ZM162 196V195H161ZM171 196L170 199H172V195L170 194H166V197L165 198H169ZM28 197V196H27ZM26 197V198H27ZM86 197V196H85ZM108 197V195H107ZM106 197V198H107ZM114 197V198H115ZM118 197V196H117ZM123 196H121V199H122ZM152 197V196H151ZM154 197V196H153ZM164 197V196H162ZM264 197V196H263ZM30 198V197H29ZM26 199L27 200H30V199ZM113 198V197H112ZM111 198V199H112ZM114 198H113V201H114ZM120 198V197H119ZM147 199V197H145ZM157 198V197H156ZM165 198L163 200H165ZM32 199V198H31ZM109 199V198H108ZM116 199V198H115ZM152 199V198H151ZM155 199V198H153ZM168 199V200H170ZM25 200V199H24ZM120 200V199H119ZM123 200V199H122ZM156 200V199H155ZM162 200V201H163ZM25 201V202H26ZM107 201V200H105ZM109 201V200H108ZM107 201V202H108ZM154 201V200H153ZM157 201H160V200H157ZM156 201V202H157ZM161 201V202H162ZM167 201V200H166ZM24 202V203H25ZM116 202V201H114ZM119 202V201H118ZM121 202V201H120ZM155 202V201H154ZM102 203V201H101ZM100 203V204H101ZM110 203V202H109ZM122 203V202H121ZM160 203V202H159ZM166 203V202H165ZM264 203V202H263ZM28 204V203H27ZM30 204V203H29ZM108 204V203H107ZM112 204V203H111ZM119 204V203H118ZM127 204V203H126ZM110 205V204H109ZM129 205V204H128ZM163 205V206H162ZM32 206V204H31ZM111 206V205H110ZM110 206H107L108 207V211H109V207ZM119 206V205H118ZM166 206V204H165ZM30 207V205H29ZM34 207V206H33ZM112 207V206H111ZM110 207V209H111ZM116 207V206H115ZM124 208V207H123ZM118 209V208H117ZM31 210V209H30ZM99 210V209H98ZM32 211H35V210H32ZM90 211L93 213L91 214ZM115 211V209H114ZM118 211V210H117ZM97 212V211H96ZM99 212V211H98ZM97 212V214H98ZM106 212V211H105ZM105 212H103L104 214H106ZM178 213L176 215V213ZM31 213V211H30ZM91 214V215H89ZM107 214H110L107 212ZM32 215V214H30ZM99 215V214H98ZM35 216V217H36ZM97 216V215H95ZM100 216V215H99ZM107 216V215H106ZM176 216H178L179 218H177ZM33 216V218H35ZM108 217H111L112 216H108ZM95 218V217H94ZM93 218V219H94ZM92 219V220H93ZM30 220V219H29ZM33 220V219H31ZM30 220V222H31ZM29 223V222H28ZM263 224V225H262ZM33 225V223H32ZM31 225V226H32ZM262 225V226H261ZM89 226H91V228H89ZM261 227H263L261 229ZM264 230V229H263ZM40 234V233H39ZM38 234V236H39ZM40 237H38L40 239ZM40 241V242H42ZM162 241H165L167 243V248L164 250L161 249V242ZM64 244V248L61 250V248H59L60 244ZM42 247H43V244L41 243ZM62 246V245H61ZM62 246V247H63ZM60 249V250H59ZM34 251V249L32 250ZM41 251V250H40ZM36 252V249L34 251V253ZM27 253V251H26ZM28 254V253H27ZM31 254V252H30ZM29 254V255H30ZM26 255V254H25ZM23 255V256H25ZM32 255H37L36 253L33 254L32 252ZM31 255V256H32ZM38 255V256H39ZM30 256V257H31ZM33 256V257H34ZM27 257V260L26 258ZM25 260H22V261H25V262H28V259L29 257L28 256H25ZM40 257V256H39ZM37 258V257H36ZM23 259V258H22ZM35 259V258H34ZM30 261H33L30 260ZM36 261V260H35ZM34 262V261H33ZM32 262V263H33ZM39 262V261H38ZM37 262V264H38ZM52 262V263H53ZM31 263V264H32ZM51 263V264H52ZM23 264V263H21ZM26 264V263H25ZM29 264V262L27 263ZM60 264V263H59Z\"/></svg>", "mask_w": 264, "mask_h": 264}]
</instances>
